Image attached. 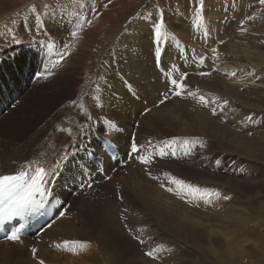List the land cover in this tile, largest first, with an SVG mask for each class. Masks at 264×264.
<instances>
[{
    "label": "bare ground",
    "instance_id": "1",
    "mask_svg": "<svg viewBox=\"0 0 264 264\" xmlns=\"http://www.w3.org/2000/svg\"><path fill=\"white\" fill-rule=\"evenodd\" d=\"M213 1L216 3L215 7L213 9L208 8V11L206 10L207 15L211 19L208 22L209 25H205L204 20L203 23L199 24L198 20L201 18L197 20L190 18V22L183 25L180 24L181 21L179 20L172 27L171 35L166 39H163L160 33L159 37H157L156 32L158 26L156 25L155 19L144 18L138 22L136 25L137 28L133 30L122 50V57L111 65V70L117 75V79L123 87L119 88L117 92L111 90L112 85L110 88L107 87L106 97L99 99L95 103V106H88L85 102L86 99H78L77 96L75 98L73 87L76 86L74 85L76 83L74 79L78 76L75 67H72L74 73H69L67 69H63L57 72L58 75L46 87H38L36 91H32L34 89H28L30 91L24 93V98H30L31 105L35 108L38 102L35 96H43L47 99L45 103L48 109L45 111L41 110L42 112L37 110L36 118H31L29 115L24 120L21 118L20 122L25 127L17 132L15 139H13L14 141L6 142L3 154H0V174L15 173L25 168H28V171H32L39 166H43L49 173V183L47 186L51 190V194L45 198L43 207L26 214L15 225L14 221H12L4 228H0V239L5 238L6 241L5 246L0 247V264H11L13 258H17L20 254L21 258H25L24 262L29 264L28 257H25L27 255L24 251L27 249L25 246L28 247L27 244L32 242L34 243L32 249L44 246V242L40 240L33 241L32 239L28 242L27 240L33 238L37 224L46 221L51 222L48 218L50 201H53L51 216L54 217L56 215L55 205L58 203L61 207L60 212L64 209L66 213L67 209V212L70 214L76 213V216L87 220L89 228L94 229L97 234L94 236L101 242L104 250L114 251L117 247L121 246L124 250V256H129L130 253L135 255V252H132L135 248H133L131 242L127 240L125 235H120L121 237L118 235L119 237H117L116 243H110L115 239L105 234L111 230V224L107 222L99 225V223L97 224L91 219L90 215H93L94 210L89 209V207L93 208L96 202L90 197L96 193H101L100 195L102 196L106 194L109 197L107 202H103L102 204L103 207L108 204L110 217H115L116 212V207L115 210L110 209V203L113 202V199V203L117 207L123 205L126 209H133L135 206L139 207L141 205L151 210L149 212L153 216L155 215L156 219L160 222L166 220L165 225L177 236L181 235L183 237L189 234L197 238H201L198 236L204 237L205 242L196 241L195 238L186 240L187 243L194 247L195 252L198 251L196 252L197 255H203L207 252L204 243L208 240L218 239L216 235L220 234H217L216 227L224 237L226 236L225 241L230 245L228 242L232 239L228 233L230 230L226 231L228 229L224 226L223 228L221 224L215 223V219L212 217L213 212L218 213L214 209L216 198L213 201H211V197L208 198L210 195L209 188L211 191L213 185L192 183L189 181V177H185V175L191 173L190 170H186L183 166H178L181 164L170 162L167 159L169 155L176 154L178 151L181 152L185 148L180 144L178 146L176 145V140L179 137L205 136L216 140L222 147L228 148L222 150V152L230 154V158L227 159L226 157L223 160L225 166L231 165L233 161L232 157L235 159V156L239 155L244 159L246 158L247 162L252 160L264 161V133L260 134L261 129L255 131V133L257 132L255 138L240 134L242 132L237 133L235 128L239 125L237 123L238 121H233V118L230 117L231 114L224 110L221 111L220 104L222 102H219V100L221 101V94L224 93L230 96L234 99L233 104L241 109L240 112H242V116H245V118L256 108L262 111L264 110V105H262L264 103H260L264 102V80L262 78L264 76H260L262 78L261 81V78L259 79L260 83H255V81H258V72H264V48L255 47L244 34H235L233 31L236 26L241 28L238 26L240 24L239 21L244 20L247 26L245 29L253 31L254 33L252 34L260 36L258 38H262V34H264V18L258 17L257 19L256 16H253L251 17L252 19H249V16H247V6L253 0ZM248 1L251 2L248 3ZM237 8L241 9L240 19H236L235 21L227 20L226 22V16L231 17L232 14L234 15L237 12ZM71 26V18L59 17L57 21H51L49 28L54 29L55 27L56 30H60L62 33V30H69ZM217 40H220V44L222 45H225V42H227L226 45L229 47L228 53H226L223 47H220L221 45L219 46L214 43ZM157 49L162 50L164 55L161 56L160 51H157ZM212 49L216 51V54L212 55L215 58L213 68H216L217 73L214 71H210V73H215L218 78L210 80L208 76L204 78L193 76L195 75L193 73L198 70L201 64V58L203 57V61H207L212 57L209 54V51L212 52ZM231 58H235L236 60H231ZM244 67H249L250 72L244 73ZM195 68L196 71L193 72ZM36 72L40 73L41 70L38 68ZM185 72L188 73V78L184 82L188 85V89L192 95L177 98L171 94L170 81L172 79L182 78ZM39 73L36 74V77L37 75L39 76ZM222 73H229V80L224 79L221 76ZM32 80L36 81L34 79ZM42 81L41 79L37 82L42 83ZM116 82L115 79L109 81L110 84L117 86ZM22 84L24 85L23 82ZM241 86H257L259 88L257 92H260V94L258 95L257 92L254 94L243 93L244 91L241 92L238 89ZM209 90H213V92L210 93ZM120 91H123L125 95L121 94ZM243 94L247 95L244 96ZM129 95L132 97L127 100L126 98H129ZM201 95L205 97L204 103H201L199 100ZM164 96L169 97V99L161 103L160 101ZM259 99L261 100L258 101ZM50 100L55 102L54 109L48 103ZM127 103L130 104V107L126 108L125 105ZM230 104L232 103L230 102ZM258 104H261V108ZM79 108L85 110L92 117L94 130L89 137L91 143L87 147H83L78 142L76 145L78 147L76 154L71 153L66 155V157H69L67 163L70 162L69 160H73L79 157L80 154L85 153L86 148L89 154H94L99 147V141L96 140V133L104 131L105 128H110L108 123L111 119H114L117 122H113V125L118 124L115 130L113 129L115 139L111 140L109 144L115 140L117 141V150L113 148L112 151V153L117 152V159H113L112 161L108 156L105 162L109 163V166H107L108 169L113 163L121 161L122 166L125 168L121 176L122 184L120 183L121 185L116 188L104 187L103 185L106 180L99 173L101 170L86 168L83 164L76 165L79 173L75 179L71 178L69 174L64 175L63 173L67 163L63 164L60 158L66 154L68 149L63 148L62 145L73 139H77L79 136L77 129L81 127L80 124L84 120L83 116L78 117L75 114ZM147 108L148 111H146L147 114L145 116L139 115V113L142 114V110H146ZM237 111L234 110L233 115ZM38 113H40L39 116L37 115ZM138 119H140V124L136 127V122L134 121ZM223 121L224 123H221ZM262 126L264 129V120L262 121ZM135 127L137 128L136 130ZM130 130H135L134 132L137 136L136 134L131 135L132 132ZM130 136H134V141L140 147L142 156L148 158H151V156L163 157L166 160L164 162L169 164L168 166L170 164L177 165L171 166V169H167L169 168L168 166H166L167 168H157L152 164H138V158H134L135 160H133L131 157L133 154L129 156L123 152V150L130 149L132 146V137L130 139ZM248 139H252L253 142ZM149 141H151V144H149ZM174 145L178 148L176 147L177 149H174ZM168 146L172 149L171 152L166 148ZM161 151L166 153V155L160 156ZM124 156L125 158L122 159ZM94 158L96 157L94 156ZM211 161L212 163L214 162L213 160ZM88 162L95 163L96 161L90 158ZM235 162L236 160L233 163ZM60 166L62 167V171H60ZM178 178L183 180L184 185L176 182ZM241 180L237 181L236 177L231 179V181H236L233 183L240 190L245 191L246 183ZM65 181L70 182L72 185L65 184ZM208 181H211V179ZM84 182L85 186L83 185ZM90 182H93L92 189ZM80 183L82 190L86 192L84 193L85 195L81 194L74 197L72 206H67L71 191L75 188V185L78 186ZM67 185L70 187H67ZM164 186L166 187L164 188ZM169 188L172 191H169ZM102 190H104L103 193ZM224 190L225 188L223 187ZM59 196H62L63 199L59 200ZM117 196L121 200L116 201ZM98 202L100 203V199ZM192 203H198L199 207L206 212L207 216L196 213L191 206H186V204ZM242 211L244 212L245 210H240L243 214ZM240 212L236 211L238 214ZM228 213H231V211H228ZM251 215L246 211L243 214V220L254 227L259 221ZM64 221L61 218L57 220L59 223H57L58 230L64 231L68 235L69 230H72V233H76L73 231V228H67L73 225L71 220L68 219L65 223ZM105 224H109L108 227ZM31 231L33 233L31 234V238H29L28 235ZM14 234L16 236L20 235L21 237L19 238H22L20 239L22 242L25 241L23 246L14 244L9 239ZM79 235H74V239H88L84 236L79 237ZM192 240L196 241V244L195 242L192 244ZM93 248L94 246L90 242L79 244L77 240L71 244L70 248L66 249L67 259H63L64 261H62L64 264H87L85 254L88 256L89 253H94L92 252ZM205 250L206 252H204ZM210 253H214V251Z\"/></svg>",
    "mask_w": 264,
    "mask_h": 264
},
{
    "label": "rangeland",
    "instance_id": "2",
    "mask_svg": "<svg viewBox=\"0 0 264 264\" xmlns=\"http://www.w3.org/2000/svg\"><path fill=\"white\" fill-rule=\"evenodd\" d=\"M249 2L251 1H248V3ZM215 4L213 0H203V7H201L200 0H0V154H3L6 142L11 140L14 141L13 139H15L17 132L25 127V125L20 122L21 118L24 120L28 115L31 118H36V113L38 111H45L48 109L45 103V100L47 101L46 98L43 96H35V98L38 99L35 108L31 105L30 98H24V93L32 89H34L32 91H36L38 87H46L50 84L49 82L53 81L58 75V71L67 69L69 73H74L72 67H75L77 69L76 74L78 75L77 78L74 79L76 83L74 84L76 86L73 87L75 98L77 96L78 99H86L85 102L88 106H95V103H97L99 99L106 97L107 87L110 88L112 85L111 90H115V92L123 87L118 81L117 75L111 70V65L122 57V50L133 30L137 28L136 25L138 22L144 18L155 19L160 35L163 36V39H166L171 35L172 27L179 20L181 21L180 24L183 25L189 23L190 18L193 20L201 18L198 20L199 24L203 23L204 20L205 25H209L208 22L211 19L206 12L208 8L213 9ZM236 11L237 12H235L234 15L232 14L231 17L226 16V22L227 20L235 21L236 19H240L241 9L237 8ZM247 16H256L257 19L258 17L264 18V4H262L260 0H253L251 4L247 6ZM59 17L71 18L72 26L69 30H62L63 32L61 33V31L56 30L55 27L54 29L49 28L51 21L53 20V22H55ZM239 22L240 24H238V26L241 28L236 26L233 30L235 34H244L255 47L264 48V34H262L263 39L258 38L260 36L252 34L254 33L253 31L245 29L247 26L244 20H240ZM216 42L214 43L219 46L221 45L220 47H223L226 53L229 52V47L226 45L227 42H225V45L220 44V40ZM252 47L255 48L254 46ZM60 54H62V56ZM209 54L212 57L207 61H203V64H200L197 71L196 67L193 70V72L196 71L193 73L195 74L193 76L197 78L208 76L210 80L218 78L215 73H210V71H217L215 70L216 68H213L215 60L213 55L216 54V51L212 49V52L209 51ZM233 59L235 58H231V60ZM38 68L41 70L40 73L36 72ZM243 71L244 73H249L250 68L244 67ZM201 72L210 73V75H200L199 73ZM38 73L39 76L37 75L36 77ZM258 73L260 75L258 74V81H255L256 84L260 83L259 79L264 76V72ZM221 76L229 80V73H222ZM262 78L264 80V77ZM41 79L43 80L42 83L37 82ZM114 79L117 81V86L109 83V81ZM247 87L248 86H241L238 89L247 94H254L257 92V89L259 90L257 86ZM209 92L212 93L213 90H209ZM120 93L125 95L123 91H120ZM247 94L243 95L246 96ZM257 94L259 95L260 92H257ZM131 97L132 96L129 95V98L127 97L126 99L129 100ZM220 99L221 101L219 100V102H222L220 104L221 111L224 110L231 114L230 117L233 118V121H238V129L235 128L237 133L242 132L240 134L252 136L254 138L257 134L255 131L261 129L260 134L264 133L262 126L264 110L262 111L256 108L245 118V116H242V112H240L241 109L233 104V98L223 93ZM260 100L261 99L258 101ZM230 102L232 104H230ZM48 103L51 108L54 109L55 102L50 100ZM260 105L261 104H258L261 108ZM125 107H130V104L127 103ZM212 110L216 111L215 109ZM234 110H238L235 115H233ZM77 111L79 113H75L76 116H83L85 121L83 120V123L81 122L80 124L81 127L77 129V134L79 135L77 139H73L62 145L63 148L68 149L66 154L62 156L63 160L60 158L63 164L67 163L69 159L66 155L71 153L76 154L78 148L76 145L78 142H80L83 147H87L91 143L89 137L94 130L93 119L85 110L79 108ZM146 111H148V108L142 110V114L139 113V115L145 116L147 114ZM39 114L40 113L37 115L39 116ZM225 120L227 121L226 117ZM113 122L117 121L111 119L108 123L110 128H105L104 131L96 133V140L99 141L97 151L94 154H89L86 148L85 153L80 154L79 157L73 160H69L70 162L67 163L63 172L64 175L69 174L71 178H77L79 170L76 165L83 164L86 168L101 170L99 173H101V176L106 180L103 185L104 187L116 188L122 184L121 176L125 168L122 166V161L115 162L117 159V152L112 153L113 148L117 150L116 145L118 143L115 140L113 143L109 144L111 140L115 139L113 129L115 130L118 124L113 125ZM134 122H136L137 127L140 124V119ZM221 123H224V121ZM136 127L135 130L137 129ZM134 131H131V135L136 134ZM131 137L132 136H130V139ZM248 140L253 142L252 139ZM179 144L185 148L181 152L178 151L176 154L169 155L167 158L168 161L181 164L178 166H183L186 170H190L191 173L188 174L189 176L185 175V177L187 176L192 179H189L192 183L213 185L211 191L209 188L211 196L209 195L208 198L211 197V201L216 198L214 209L218 213L213 212L214 214L212 217H214L215 223L221 224L222 227L224 226L228 229L226 231L230 230L232 232H228L232 238L228 241L230 245L225 241L226 236L224 237L216 227L215 230L217 234H220L216 235L218 239H213L212 241L208 240L204 243L208 252L207 253L206 250L204 251L206 255H197L196 252L198 251L195 252L193 249L194 247L187 243L186 240L195 238L196 241L205 242L206 240L204 237L198 236L201 238H197L189 234L183 237L181 235L177 236L165 225L166 220L160 222L156 219L155 215L153 216V214L149 212L151 210L141 205L139 207L135 206L133 209H126L123 205L117 207L116 204L113 203V199V202L110 203V209L115 210L116 207V212L114 215L115 217H110L108 204L105 207H103L102 204L103 202H107L109 197H107L106 194L104 197L100 195L101 193H96L92 194L90 197L96 202V204L94 203L96 209L94 207H89V209L94 210L93 215L88 213L91 219L95 223H99V225L107 222L111 224V230L105 234L115 239L110 243H116L117 237L125 235L127 240L131 242L133 248H135L134 251H132L135 252V255L130 253L129 256H124V250L121 246L117 247L114 251L104 250L101 242L94 236L96 234L94 229L89 228L87 220L76 216V213L70 214L67 212V209L66 213L64 209L60 212L61 207L58 203L55 205L57 211L56 215L54 217L51 216L53 201H50L48 218L51 222L46 221L37 224V228L35 227L34 230L35 232L33 233L31 231L28 235V237L31 238V234L33 233V238L28 239L25 236L28 239L27 242L32 239L33 241L40 240L44 242V246L41 248L37 247L32 249L33 242L27 244L28 247L25 246V248H27L24 250L27 254L25 257H28L30 261L29 264H41V262H43V264H64L63 259H67L65 253L66 249L70 248L71 244L75 243L77 240L79 244L90 242L92 246H94L92 249L94 253H89L88 256L85 254V257H87V264H264V161L252 160L247 162L246 158L244 159L239 155L235 156V159L232 157L233 161L231 165L225 166L223 160L226 157L227 159L230 158V154L222 152V150L228 148L222 147L216 140L210 137L182 136L176 140V145L178 146ZM176 145L173 146L174 149L178 148ZM166 148L168 151H172L169 146ZM128 149L123 150V152L129 156L133 154L131 157L133 160H135L134 158H138V164L140 165L152 164L157 168H167L166 166L169 165L164 162L166 160H164L163 157L151 156V158L153 157L151 159L142 156L141 150L139 157L136 153H132L131 148ZM94 156L96 158H94ZM108 156L112 161L115 159V163H113L109 169L107 168L109 163L105 162ZM141 156L150 162L145 164ZM90 158L94 159L96 162L89 163L88 159ZM123 158H125V156L122 157V159ZM203 160H205L204 163ZM211 160L214 162L212 163ZM235 160L236 162L233 163ZM174 165L177 164H170L167 169H171V166ZM60 171H62L61 166ZM232 177H236L237 181L242 179L241 181L246 183L245 191L240 190V188L233 183L236 181H231V179H233ZM210 179L211 181H208ZM176 182L178 184H183L181 178H178ZM65 184L72 185L68 181H65ZM69 185H67V187H70ZM83 185L85 186V182ZM92 185L93 182H90L91 189ZM165 187L166 186H164V188ZM223 187L225 188L224 191ZM103 192L104 190H102V193ZM84 193L86 192L82 190L81 183L78 186L75 185V188L71 191L70 198H68L70 202L68 201L67 206H72L73 198ZM225 197H227V199H225ZM58 199L61 200L63 197L59 196ZM99 199L100 203L98 202ZM115 200L119 201L121 199L118 197ZM186 206H191L196 213L207 216L206 212L199 207L198 203L186 204ZM240 210H245L244 212L242 211L243 214L246 211H248L249 215L252 214L251 216L259 221H257V226L255 225L253 227L249 223H246L243 220V214ZM228 211H231V213H228ZM236 211L240 213L238 214ZM61 213H63V215H61ZM59 218L64 219V223L68 219L71 220L73 225L67 228H73V231L76 233H72V230H69L68 235L64 231L58 230L57 220ZM105 225L108 227L109 224ZM119 228L120 230L122 229V231L118 230ZM100 232H102V230H100ZM77 234H80L79 237L84 236L88 239L76 240L74 239V235L77 236ZM19 237L21 236L18 235V239L16 240L11 239V237H9V239L13 241L14 244L23 246L25 241L22 242L20 240L22 238ZM0 241V247L5 246V238L0 239ZM196 241L192 240V244H194V242L196 244ZM213 251L214 253H210ZM149 253H151V255H149ZM17 258H13L11 264H27L24 262L25 258H21V254Z\"/></svg>",
    "mask_w": 264,
    "mask_h": 264
},
{
    "label": "snow or ice",
    "instance_id": "3",
    "mask_svg": "<svg viewBox=\"0 0 264 264\" xmlns=\"http://www.w3.org/2000/svg\"><path fill=\"white\" fill-rule=\"evenodd\" d=\"M264 4V0H260ZM201 7H203V0H200ZM249 19H252L249 17ZM243 30V29H242ZM157 37H159V30L157 29ZM18 42V41H17ZM161 56L164 52L160 49ZM62 56V54H60ZM204 58H201L200 63H203ZM200 75H210V73H199ZM188 78V73H183L182 78L172 79L170 81L171 94L177 98L182 96H190L192 93L188 89V85L184 82ZM169 97L164 96L161 99V103ZM201 103L205 102V97L201 95L199 97ZM75 103V101H73ZM151 144V141H149ZM140 147L136 143L131 146V151L139 155ZM166 153L160 152V156H164ZM63 159V157H61ZM145 164L150 161L143 159ZM54 174V173H53ZM49 173L43 167H37L31 172L22 169L15 174L4 175L0 174V224H4L8 221H12L17 217H23L30 212H34L45 204V198L51 194V190L47 186ZM172 191L171 188L168 189ZM227 199V197H225ZM63 215V213H61ZM11 239L16 240L18 236L15 234ZM35 251V250H34ZM151 255V253H149ZM43 264V262H41Z\"/></svg>",
    "mask_w": 264,
    "mask_h": 264
}]
</instances>
